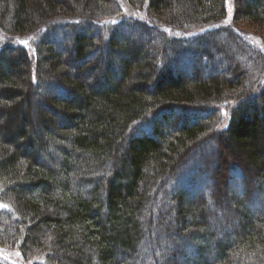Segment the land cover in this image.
Segmentation results:
<instances>
[{
	"label": "trees",
	"instance_id": "1",
	"mask_svg": "<svg viewBox=\"0 0 264 264\" xmlns=\"http://www.w3.org/2000/svg\"><path fill=\"white\" fill-rule=\"evenodd\" d=\"M232 2L264 29V0ZM227 7L0 0L1 251L264 264V49L231 25L188 35Z\"/></svg>",
	"mask_w": 264,
	"mask_h": 264
},
{
	"label": "rangeland",
	"instance_id": "2",
	"mask_svg": "<svg viewBox=\"0 0 264 264\" xmlns=\"http://www.w3.org/2000/svg\"><path fill=\"white\" fill-rule=\"evenodd\" d=\"M233 0H227V4H228V10L230 11V14L228 15V18L226 19L225 22L221 23H216V24H212V25H208V26H204V27H200V28H195L193 29L188 35L194 36L200 33L205 32L206 30H212L213 28H216L218 26H227V25H231V27L233 26L234 29L242 36L244 37L247 41L251 42L252 45H254L255 47H259L261 49H264V44H263V39H264V29L255 25V24H250L249 22H240L237 24H232L231 22V9L233 7ZM214 39H216V37H213ZM218 40H221V37H217ZM167 190V189H166ZM235 191L237 190L236 188L234 189ZM207 223L208 225L212 228L215 225V221L212 220H208L207 219ZM232 227L233 226V222H232ZM232 230L234 228H231ZM235 230V229H234ZM226 236V234H218L217 232L215 233V241L216 242H221V240L223 239L222 237ZM228 236V234H227ZM212 247V246H211ZM170 249H167L166 251H172L171 247L169 246ZM213 248V247H212ZM165 251V252H166ZM190 253V251H188ZM165 255L167 253H164ZM191 254V253H190ZM141 255V254H140ZM166 261L169 263V258L163 256ZM213 259V257H209L206 259L207 262H210ZM0 261H7L8 264H26V263H22L20 258L18 257V255L16 254V252H5V251H1L0 250ZM10 263H9V262Z\"/></svg>",
	"mask_w": 264,
	"mask_h": 264
},
{
	"label": "snow or ice",
	"instance_id": "3",
	"mask_svg": "<svg viewBox=\"0 0 264 264\" xmlns=\"http://www.w3.org/2000/svg\"><path fill=\"white\" fill-rule=\"evenodd\" d=\"M226 23H227V21H226Z\"/></svg>",
	"mask_w": 264,
	"mask_h": 264
}]
</instances>
